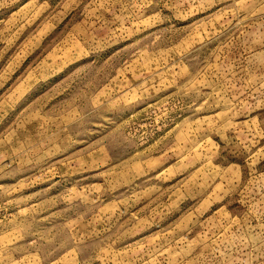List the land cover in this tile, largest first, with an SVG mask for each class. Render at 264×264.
Listing matches in <instances>:
<instances>
[{
	"label": "rangeland",
	"instance_id": "rangeland-1",
	"mask_svg": "<svg viewBox=\"0 0 264 264\" xmlns=\"http://www.w3.org/2000/svg\"><path fill=\"white\" fill-rule=\"evenodd\" d=\"M0 264H264V0H0Z\"/></svg>",
	"mask_w": 264,
	"mask_h": 264
}]
</instances>
